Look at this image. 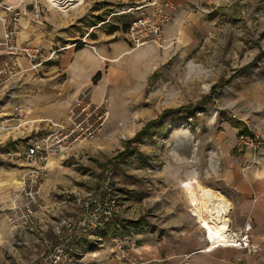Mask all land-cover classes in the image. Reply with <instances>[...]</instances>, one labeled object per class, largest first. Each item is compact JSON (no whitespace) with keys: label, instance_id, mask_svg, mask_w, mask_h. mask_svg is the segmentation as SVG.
I'll return each instance as SVG.
<instances>
[{"label":"rangeland","instance_id":"rangeland-1","mask_svg":"<svg viewBox=\"0 0 264 264\" xmlns=\"http://www.w3.org/2000/svg\"><path fill=\"white\" fill-rule=\"evenodd\" d=\"M155 1L168 2L78 0L64 11L48 0H24L22 20L42 25L50 40L49 53L37 45L44 56L54 58L59 46H94L93 40L107 39L115 25L120 30L107 35L123 43L127 53L97 80L93 77L97 84L110 75L98 100L88 86L79 91L89 93L93 106L106 100L108 118L92 139L53 161L43 187L45 210L14 229L0 209V264H137L142 245L173 237L174 230L193 225L205 236L195 212L197 206L205 211L199 187L223 194L218 188L224 157L238 132H252L241 129V113L249 119L256 89L264 87V0H205L190 6L189 16L182 19L176 18V5L167 7L171 18L164 47L133 49L127 30L140 11L131 9L147 5L143 10L152 15ZM91 49L96 52V46ZM20 60L23 68L30 66ZM206 96L210 99L204 107L192 114L172 112ZM166 112L161 125L131 144L136 148L132 156L116 160L129 139ZM30 131L17 139L0 135V207L9 204L23 180V167L2 154L23 149L37 135ZM105 227L110 231L106 236Z\"/></svg>","mask_w":264,"mask_h":264},{"label":"crops","instance_id":"crops-1","mask_svg":"<svg viewBox=\"0 0 264 264\" xmlns=\"http://www.w3.org/2000/svg\"><path fill=\"white\" fill-rule=\"evenodd\" d=\"M165 1L180 9L176 18L182 19L189 16L193 4L205 0ZM0 13L6 12L0 8ZM21 22L23 28L18 35V42L41 45L49 53L48 48L51 46L45 28L38 23H29L26 19ZM109 37L106 34L107 39L93 40L96 52L86 44L80 49H76V43L63 50L59 46L54 58L40 67L41 72H27L28 76L18 82L16 102L26 107L29 120H66L71 101L85 86L92 88L95 100L99 99L107 89L110 75L106 73L107 76H103L97 84H92L93 77L104 68L107 71L113 65L111 62L127 51L123 43H115ZM22 64L25 66L28 62L22 60ZM254 96L256 108H253L252 100L250 117L248 119L241 113L240 120L244 121L240 125L242 130L249 128L264 139V87L258 86ZM2 110L10 112V106L3 105ZM238 134L240 133L233 140L231 152L224 157L221 188L218 189L232 203L229 202L231 209L233 208L232 226L237 229L246 223L251 224V241L258 244L260 249L253 252L234 247H217L202 251L206 245L203 233L191 225L174 230L173 237L162 236L157 242L142 245L135 257L137 264H178L184 254H191L192 264H264V145L257 152L241 150L238 146Z\"/></svg>","mask_w":264,"mask_h":264},{"label":"built area","instance_id":"built-area-1","mask_svg":"<svg viewBox=\"0 0 264 264\" xmlns=\"http://www.w3.org/2000/svg\"><path fill=\"white\" fill-rule=\"evenodd\" d=\"M156 12L152 15L143 10L147 5L132 8L140 11L129 24L127 33L133 49L147 44H156L164 47L166 43V27L171 15L166 8L173 7L169 2L155 1ZM24 0L16 3L0 0V8L6 13H0L2 37L0 38V135L6 138L17 139L18 136L30 129L37 135L30 138L23 149H11L2 154L5 160L23 167V180L21 187L15 189L14 196L6 207H0L7 222L14 229L27 223L32 217L40 214L46 208L48 194L44 191L45 179L53 165V161L66 157L73 150L75 144L92 139L108 118V103L102 100L93 106L89 93L84 92L74 99L69 107V117L66 121H57L50 118L29 120L27 109L23 104L16 102L18 98V80L28 71H33L47 63L50 56H44L41 47L37 45L19 43L18 35L23 28L21 20L27 13ZM94 48V46H91ZM21 58H25L29 67H22ZM21 76V77H19ZM3 105L10 106V112L2 110ZM27 123V126H22ZM30 126H29V125ZM43 125L45 127H43ZM238 146L241 150L250 149L257 152L263 145L261 135L252 131L240 133ZM56 194V195H55ZM55 199L57 194L55 193ZM80 200L81 197H78ZM87 207L89 202L82 201ZM192 212V210H191ZM194 215V213L192 212ZM196 216V215H194ZM197 218L203 229L206 241L202 251H210L217 247H234L258 251V244L251 241L252 225L246 223L241 228L228 226L217 236H211L209 229ZM61 233V231L59 230ZM58 250L63 249L56 246ZM191 254H184L178 264H191Z\"/></svg>","mask_w":264,"mask_h":264},{"label":"bare ground","instance_id":"bare-ground-1","mask_svg":"<svg viewBox=\"0 0 264 264\" xmlns=\"http://www.w3.org/2000/svg\"><path fill=\"white\" fill-rule=\"evenodd\" d=\"M51 4L64 11L68 10L72 5L76 4L78 0H48ZM22 182L20 181L19 187H21ZM201 190V202L205 209L204 213H201L202 207L197 206L196 214L199 217V221L204 224L206 228L209 229L211 236H217L220 232L224 231L229 224L231 210V204L224 196V194H218L212 189L200 186ZM232 221V220H231Z\"/></svg>","mask_w":264,"mask_h":264},{"label":"trees","instance_id":"trees-1","mask_svg":"<svg viewBox=\"0 0 264 264\" xmlns=\"http://www.w3.org/2000/svg\"><path fill=\"white\" fill-rule=\"evenodd\" d=\"M118 30H120V27L118 25H115V26H112L108 29L107 31V34H113L115 32H117ZM79 47L78 48H82L83 45H78ZM254 64V62H251V63H248L245 68H250L252 65ZM101 75V72H98L95 76H94V79L97 80L98 77ZM210 99V96H206L203 98L202 101H200L198 104H196L195 106H191V105H186V106H183L179 109H175V110H172L173 111H176V112H186V114H192L195 112V110L199 109V108H203L204 107V103ZM167 112L166 113H163L162 115H160L159 117H157L156 119L152 120V121H149L140 131H138L136 133V135L129 139L127 142H126V147L123 151H121L117 157H116V160L121 162V161H125L127 157L129 156H132L134 154V152L136 151V148L134 147H131V144L135 143V142H138L141 140L143 134L152 126H159L163 123V119L164 117L166 116ZM141 154V153H139ZM143 156V154H142ZM134 224V223H133ZM103 230V234L106 236L108 234H110V231L107 227H105L104 229L102 228Z\"/></svg>","mask_w":264,"mask_h":264}]
</instances>
